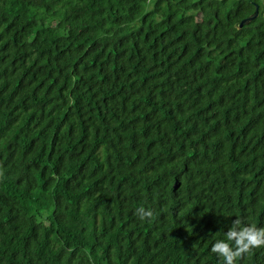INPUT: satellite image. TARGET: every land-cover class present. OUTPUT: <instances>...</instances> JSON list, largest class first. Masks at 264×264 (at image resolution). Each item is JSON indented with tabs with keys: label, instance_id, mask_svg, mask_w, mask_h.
Wrapping results in <instances>:
<instances>
[{
	"label": "trees",
	"instance_id": "16d2710c",
	"mask_svg": "<svg viewBox=\"0 0 264 264\" xmlns=\"http://www.w3.org/2000/svg\"><path fill=\"white\" fill-rule=\"evenodd\" d=\"M237 217L264 228V0H0V264H220Z\"/></svg>",
	"mask_w": 264,
	"mask_h": 264
},
{
	"label": "clouds",
	"instance_id": "9594fccd",
	"mask_svg": "<svg viewBox=\"0 0 264 264\" xmlns=\"http://www.w3.org/2000/svg\"><path fill=\"white\" fill-rule=\"evenodd\" d=\"M141 220L151 218L153 213L143 207L137 209ZM264 246V228L246 223L237 217L222 239H217L211 251L220 258V264H236L237 258L255 247Z\"/></svg>",
	"mask_w": 264,
	"mask_h": 264
},
{
	"label": "water",
	"instance_id": "95a60500",
	"mask_svg": "<svg viewBox=\"0 0 264 264\" xmlns=\"http://www.w3.org/2000/svg\"><path fill=\"white\" fill-rule=\"evenodd\" d=\"M259 15V6L256 5V9L255 11L250 14L249 16L243 18L240 22L236 23V26L238 28H241L244 24H247L249 22H251L253 19H255L257 16Z\"/></svg>",
	"mask_w": 264,
	"mask_h": 264
}]
</instances>
